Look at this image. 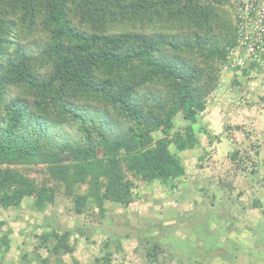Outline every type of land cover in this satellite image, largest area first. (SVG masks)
Masks as SVG:
<instances>
[{
    "label": "trees",
    "instance_id": "16d2710c",
    "mask_svg": "<svg viewBox=\"0 0 264 264\" xmlns=\"http://www.w3.org/2000/svg\"><path fill=\"white\" fill-rule=\"evenodd\" d=\"M231 7L0 0V206L32 197L43 207L64 186L77 211L89 198L104 211L105 200L130 204L137 179L175 187L185 173L179 152L199 143L194 123L240 44L242 18ZM246 61L236 68L248 74L264 58ZM179 115L189 123L171 134ZM67 238L46 232L41 244L60 255L72 251ZM1 242L9 248L7 235ZM93 264H111V253Z\"/></svg>",
    "mask_w": 264,
    "mask_h": 264
},
{
    "label": "rangeland",
    "instance_id": "374dc122",
    "mask_svg": "<svg viewBox=\"0 0 264 264\" xmlns=\"http://www.w3.org/2000/svg\"><path fill=\"white\" fill-rule=\"evenodd\" d=\"M261 64L248 74L233 62L222 67L219 85L194 123L199 143L179 152L185 173L175 187L137 179L130 204L105 200L104 211L91 198L77 211L64 186L43 207L32 197L19 207L0 206V264H93L108 252L111 264H264ZM188 123L179 115L171 134ZM31 175L42 178L37 167ZM76 191L85 193L86 185ZM51 231L68 233L72 251L50 253L41 241ZM155 245L160 251L150 261Z\"/></svg>",
    "mask_w": 264,
    "mask_h": 264
},
{
    "label": "built area",
    "instance_id": "2783aa9c",
    "mask_svg": "<svg viewBox=\"0 0 264 264\" xmlns=\"http://www.w3.org/2000/svg\"><path fill=\"white\" fill-rule=\"evenodd\" d=\"M239 22V45L229 53L235 66H244L246 59L260 62L264 58V0H231ZM262 63V62H261Z\"/></svg>",
    "mask_w": 264,
    "mask_h": 264
}]
</instances>
